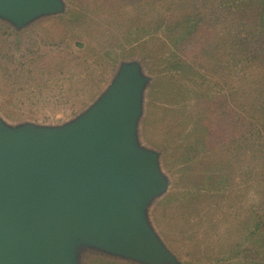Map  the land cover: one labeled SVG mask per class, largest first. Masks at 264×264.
Masks as SVG:
<instances>
[{
	"label": "rangeland",
	"instance_id": "374dc122",
	"mask_svg": "<svg viewBox=\"0 0 264 264\" xmlns=\"http://www.w3.org/2000/svg\"><path fill=\"white\" fill-rule=\"evenodd\" d=\"M263 1L49 0L24 16L0 7V128L66 133L129 75L126 142L156 158L159 185L135 207L153 250L71 227L66 264H264V230L245 240L264 208V133L261 151L243 155L232 124L250 84L264 90L252 66H264Z\"/></svg>",
	"mask_w": 264,
	"mask_h": 264
},
{
	"label": "water",
	"instance_id": "95a60500",
	"mask_svg": "<svg viewBox=\"0 0 264 264\" xmlns=\"http://www.w3.org/2000/svg\"><path fill=\"white\" fill-rule=\"evenodd\" d=\"M49 0H0L24 16ZM136 82L127 75L76 128L54 135L0 128V264H66L71 227L131 251H152L136 202L159 185L152 155H135L126 137Z\"/></svg>",
	"mask_w": 264,
	"mask_h": 264
},
{
	"label": "trees",
	"instance_id": "16d2710c",
	"mask_svg": "<svg viewBox=\"0 0 264 264\" xmlns=\"http://www.w3.org/2000/svg\"><path fill=\"white\" fill-rule=\"evenodd\" d=\"M263 6H264V1H263ZM261 15L263 16V18L261 19L262 21L264 19V11H263V14ZM191 30L192 31L189 30L188 34L193 32V29ZM260 35L262 38L261 43H263L262 48H263V54H264V33L261 32ZM252 66L254 67L253 71H255L256 74L260 70V67L264 69V66H259V64L257 63L253 64ZM245 70L247 71V69ZM246 71L243 72L244 75ZM251 71L252 70L250 71L248 70L249 76L252 75ZM259 81H256L255 83H258ZM256 86L257 85L250 84V87L247 88L249 92L251 91L253 92V95L251 96V99H249V101L245 103L246 105L240 104L241 105L240 106L238 104L237 106L238 111L235 113L236 115L234 116L235 117L234 120H232L233 126L237 128L236 131H241L243 129L242 132H240V134L238 133L236 136V139H238L237 141L239 140L241 141V144L237 142L239 143L237 145V150H243L242 151L243 155L248 153L249 149L253 150V153L255 154L261 151L260 149L261 144H259L260 142H257L256 139L258 136L260 137V135L264 133V90L262 92ZM238 91L246 92L245 90H240V89ZM243 106H247L248 109L243 110ZM262 147L264 148V146ZM258 169H261V168H258ZM263 230H264V208H260L259 211L256 210L255 213L252 212L251 214V223L249 224L248 231L245 236L246 242L250 243L254 239H256V237H259V236L262 237L261 235L263 233ZM234 251L236 252V250Z\"/></svg>",
	"mask_w": 264,
	"mask_h": 264
}]
</instances>
